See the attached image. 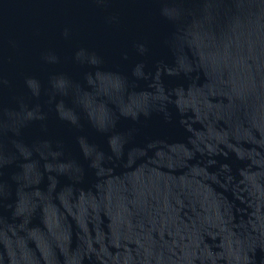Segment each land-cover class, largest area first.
<instances>
[{
  "label": "water",
  "instance_id": "obj_1",
  "mask_svg": "<svg viewBox=\"0 0 264 264\" xmlns=\"http://www.w3.org/2000/svg\"><path fill=\"white\" fill-rule=\"evenodd\" d=\"M0 264H264V0H0Z\"/></svg>",
  "mask_w": 264,
  "mask_h": 264
}]
</instances>
